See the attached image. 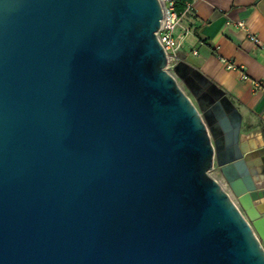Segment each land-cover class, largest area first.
Returning a JSON list of instances; mask_svg holds the SVG:
<instances>
[{
	"label": "water",
	"instance_id": "water-1",
	"mask_svg": "<svg viewBox=\"0 0 264 264\" xmlns=\"http://www.w3.org/2000/svg\"><path fill=\"white\" fill-rule=\"evenodd\" d=\"M161 19L0 0V264H264L258 153L217 84L170 73Z\"/></svg>",
	"mask_w": 264,
	"mask_h": 264
},
{
	"label": "crops",
	"instance_id": "crops-1",
	"mask_svg": "<svg viewBox=\"0 0 264 264\" xmlns=\"http://www.w3.org/2000/svg\"><path fill=\"white\" fill-rule=\"evenodd\" d=\"M193 9L184 20L191 34L182 44L181 60L229 96L242 115L241 147L258 153L250 162L264 170V152L259 153L264 151V0H197ZM230 21H243L246 30ZM249 34L261 44L252 43Z\"/></svg>",
	"mask_w": 264,
	"mask_h": 264
},
{
	"label": "built area",
	"instance_id": "built-area-1",
	"mask_svg": "<svg viewBox=\"0 0 264 264\" xmlns=\"http://www.w3.org/2000/svg\"><path fill=\"white\" fill-rule=\"evenodd\" d=\"M161 10H162V19L160 21V28L156 33L157 39L163 48L164 53L167 58V66L171 63L173 67L176 63L181 61L180 50L182 44L185 41L186 37L191 34L190 27L185 24V17L191 14L194 9V3L197 0H188L185 2V7L181 14L175 10V4L177 0H158ZM229 24L234 25L237 29L246 30V25L243 21L238 22H229ZM249 39L255 45H260V40L249 34ZM223 64L224 61H221ZM227 69H235V66L232 64H226ZM243 79L249 80L247 76H243ZM257 86V84H256Z\"/></svg>",
	"mask_w": 264,
	"mask_h": 264
},
{
	"label": "rangeland",
	"instance_id": "rangeland-1",
	"mask_svg": "<svg viewBox=\"0 0 264 264\" xmlns=\"http://www.w3.org/2000/svg\"><path fill=\"white\" fill-rule=\"evenodd\" d=\"M167 67H168V70L170 71V73H171L172 75H174V73H173V67H171V63H170ZM176 81L178 82L180 88H181V89H182V90H183V91H184V92H185V93H186V94L192 99V101H194L192 95L189 94V92H188V90L186 89L185 85H184L181 81H179L177 78H176ZM241 130H242V126H241ZM210 176H211L213 179H216V180L221 184V186L225 189V191L228 193L227 186H226L224 180L221 179V177L219 176V174H218V172H217L216 169H214V171H212V172L210 173Z\"/></svg>",
	"mask_w": 264,
	"mask_h": 264
},
{
	"label": "trees",
	"instance_id": "trees-1",
	"mask_svg": "<svg viewBox=\"0 0 264 264\" xmlns=\"http://www.w3.org/2000/svg\"><path fill=\"white\" fill-rule=\"evenodd\" d=\"M188 0H177L176 4H175V10L181 14V12L183 11L184 7H185V2H187Z\"/></svg>",
	"mask_w": 264,
	"mask_h": 264
}]
</instances>
